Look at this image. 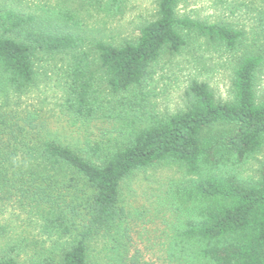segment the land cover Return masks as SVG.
Listing matches in <instances>:
<instances>
[{"label":"trees","instance_id":"1","mask_svg":"<svg viewBox=\"0 0 264 264\" xmlns=\"http://www.w3.org/2000/svg\"><path fill=\"white\" fill-rule=\"evenodd\" d=\"M177 2L158 0L156 20L140 28L134 42L114 46L97 41L91 46L93 54L82 56L72 54L83 40L74 30L72 16L64 11L41 18L4 9L0 22L6 33L16 34V39L0 37V70L19 91L33 81V60L38 54L71 53L72 81L66 108L76 117L90 118L94 64L106 87L121 94L141 87L150 66L164 51L178 54L186 45L184 31L221 43L228 50L240 45L243 33L239 31L178 18ZM263 60L260 54H249L238 61L230 103L217 102L206 84L192 82L186 93L190 101L183 112L165 120L153 119L147 129L106 156L100 165L53 141L31 138L26 143L21 132L24 127L11 131L15 144L17 140L25 143L14 159L39 163L24 165L16 160L1 164L0 192L17 198L30 213L46 217L54 212L52 226L63 232L69 229L63 227L62 215L84 217L78 237L62 250L60 259L41 264H88V243L94 238L111 243L112 264H141L136 255L128 257L129 227H119L127 216L120 204V186L134 172L165 162L179 163L195 177L183 191L194 214L172 237L176 245L160 250L164 259L158 257L153 264H175L183 256L188 261L192 256L200 257L210 264H264V166L258 180L250 183L239 181L226 169L229 162L241 163L263 144L264 96L257 101L255 95V75ZM36 118V113L26 114V124L32 125ZM3 122L1 119L0 124ZM89 153L98 156L99 149L90 148ZM11 158L0 153L1 162ZM85 188L90 190L88 194ZM0 264L17 261L4 257Z\"/></svg>","mask_w":264,"mask_h":264},{"label":"rangeland","instance_id":"2","mask_svg":"<svg viewBox=\"0 0 264 264\" xmlns=\"http://www.w3.org/2000/svg\"><path fill=\"white\" fill-rule=\"evenodd\" d=\"M157 6L158 0H0V11L13 10L19 15L41 18H46L47 13L64 11L72 16L74 30L83 40L72 53L76 56L93 54L91 46L97 41L114 46L134 42L140 28L156 20ZM176 16L227 26L243 33V38L237 48L228 50L221 43L184 31L186 45L181 51H164L150 66L143 85L121 94L106 87L94 64L90 118L76 117L66 108L72 81L71 53L38 54L33 60V81L19 91L0 70V120H4L0 124V153L12 157L10 161H0V165L13 164L17 160L15 152L23 150L24 141L31 138L53 141L85 161L100 165L106 156L121 150L135 134L147 129L153 119L165 120L183 112L190 101L186 93L192 82L206 84L217 102L230 103L238 61L249 54L264 58V0H178ZM4 29L0 22V37L16 39L15 33H6ZM255 95L257 101L264 96V60L255 75ZM28 113H36L37 120L32 125L26 124ZM21 127L26 129L21 131L25 140L15 144L11 131ZM93 147L99 149L98 156L90 155L89 149ZM17 161L24 165L39 163L29 158ZM263 166L264 141L256 153L241 163L229 162L226 169L235 173L239 181L250 183L258 180ZM194 180L181 164L165 162L134 172L121 183L120 204L127 216L119 227L127 225L130 229L128 257L136 255L141 264H153L158 257L164 259L159 251L176 245L177 240L172 237L194 214L183 194ZM85 191L90 192L87 188ZM3 194L0 192V260L13 257L17 264L58 261L62 250L78 237L83 215H62V225L69 229L63 232L57 225L52 226L54 212L46 217L30 213L29 208L16 202L17 198ZM110 249V242L92 239L88 243V264L115 262ZM186 259L183 256L175 264H210L200 257Z\"/></svg>","mask_w":264,"mask_h":264}]
</instances>
